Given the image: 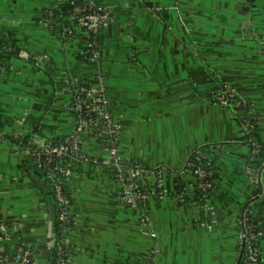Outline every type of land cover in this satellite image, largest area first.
<instances>
[{"label": "crops", "instance_id": "1", "mask_svg": "<svg viewBox=\"0 0 264 264\" xmlns=\"http://www.w3.org/2000/svg\"><path fill=\"white\" fill-rule=\"evenodd\" d=\"M59 1L0 0V42L18 53L0 58V220L11 231L0 240V264H17L19 246L31 248L35 264H52L58 204L32 164L33 148L74 133L71 80L98 72L122 162L166 168L164 195L128 202L113 166L69 161L70 264H240L244 210L251 204L264 218V155L212 94L235 88L263 117L264 142V0H98L110 19L91 62L85 33L68 36L49 22ZM104 134L85 139L88 154H106ZM197 150L220 166L211 210L184 171ZM141 179L148 189L159 182ZM260 248L264 264V236Z\"/></svg>", "mask_w": 264, "mask_h": 264}, {"label": "built area", "instance_id": "2", "mask_svg": "<svg viewBox=\"0 0 264 264\" xmlns=\"http://www.w3.org/2000/svg\"><path fill=\"white\" fill-rule=\"evenodd\" d=\"M65 14H63V8ZM60 13V14H59ZM51 24H57L68 36L79 33L86 34V43L82 51L85 60L91 62L99 59L101 55V33L110 19L106 6L98 0H62L48 11ZM260 51L264 54V38L260 39ZM72 107L76 113V127L74 133L60 139H49L43 143L35 144L32 153V164L37 171L51 183L54 196L58 204V226L61 239L54 247V255L58 257L56 264H68L65 258V248L68 246L66 235L74 226L75 219L71 212L72 198L65 194V177L69 174L71 164L69 161L88 164H107L117 171V177L122 182V198L128 202L147 201L151 198H161L164 167H149L141 162L123 163L120 156V131L108 108V91L104 78L100 72L84 78L71 80ZM213 98L221 105L233 109L237 116H242V127L245 131L246 141L253 153L262 154L264 143L254 135V131L263 122V117L256 114L250 105L238 95L235 88L223 84L215 89ZM108 134L109 147L106 154L92 156L86 152L85 139L91 135ZM205 158L202 150L195 151ZM192 155L187 161L184 171H191ZM195 158L199 159V156ZM264 166V161H263ZM143 175H155L159 182L154 189H148L143 184ZM210 175L201 164L197 168L196 195L198 202L204 208L211 210L209 203L210 188L213 182L205 180ZM186 192L182 191L180 198L184 199ZM259 216L257 209L250 204L244 210L242 221V257L240 264H259L261 261L260 242L264 230H255L252 222L253 216ZM206 223L204 222L203 225ZM0 240L9 242L11 231L4 221L0 220ZM17 264H35L31 248L19 246L15 250Z\"/></svg>", "mask_w": 264, "mask_h": 264}, {"label": "trees", "instance_id": "3", "mask_svg": "<svg viewBox=\"0 0 264 264\" xmlns=\"http://www.w3.org/2000/svg\"><path fill=\"white\" fill-rule=\"evenodd\" d=\"M65 9H66V7L63 8V10H62L63 11V14L62 15L65 14ZM14 54L16 55L18 53L16 51H13V52L9 51L0 42V58H5L7 56H11V55H14ZM236 117H237L238 121L242 124L243 117L242 116H236ZM256 128H258V127L256 126L255 129ZM253 133L258 138V140L262 141L261 138H260V135H259V132L258 131H254ZM261 155H264V150H263V152H262ZM196 156H199V159L195 158ZM191 161H192L191 171H192V173L195 176H197L198 164H201L202 168H204L208 173H210V175H208L205 178V180L214 183V186L209 189L210 190V193L212 194L214 192L215 188L217 187V185L220 182V168H219L220 166H218V164L213 159H210L209 157H205L204 158L203 155H201L200 153H197V152H194L192 154ZM180 189L182 191L185 190L184 187H180ZM65 194L67 196L71 197L70 192H69V190H68L67 187L65 188ZM196 201L198 202L197 198H196ZM252 222H253V225H254V229L255 230H264V218L263 217H261L260 215L259 216H256L255 215V216L252 217ZM57 238H58L57 241H59L61 239L60 234H59V231H58ZM71 254H72V249H71V247L67 246L65 248V258L68 260V264L71 263L70 262ZM57 259H58V257L56 255H54L52 264H56L57 263Z\"/></svg>", "mask_w": 264, "mask_h": 264}]
</instances>
